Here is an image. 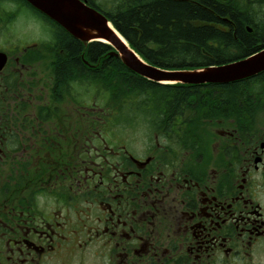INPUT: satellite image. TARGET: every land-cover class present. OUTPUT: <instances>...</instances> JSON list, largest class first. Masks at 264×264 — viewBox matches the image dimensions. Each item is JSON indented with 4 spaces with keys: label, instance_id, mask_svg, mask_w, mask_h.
<instances>
[{
    "label": "flooded vegetation",
    "instance_id": "flooded-vegetation-1",
    "mask_svg": "<svg viewBox=\"0 0 264 264\" xmlns=\"http://www.w3.org/2000/svg\"><path fill=\"white\" fill-rule=\"evenodd\" d=\"M6 1L41 40L5 38L0 5V264H264V110L123 124L86 53L64 75L62 28Z\"/></svg>",
    "mask_w": 264,
    "mask_h": 264
},
{
    "label": "trees",
    "instance_id": "trees-1",
    "mask_svg": "<svg viewBox=\"0 0 264 264\" xmlns=\"http://www.w3.org/2000/svg\"><path fill=\"white\" fill-rule=\"evenodd\" d=\"M88 3L108 17L143 60L161 68L221 65L264 47V0H120L109 10L94 0ZM55 45L64 49V75L81 72L79 55L86 53L94 65L90 80H104L113 101L107 104L120 103L121 117L128 122L164 129L183 126V133L195 135L200 120L212 118V112L259 109L264 71L226 84H158L129 70L110 55L113 48L106 43L84 45L58 29ZM165 113L182 116L185 123L166 120Z\"/></svg>",
    "mask_w": 264,
    "mask_h": 264
},
{
    "label": "water",
    "instance_id": "water-1",
    "mask_svg": "<svg viewBox=\"0 0 264 264\" xmlns=\"http://www.w3.org/2000/svg\"><path fill=\"white\" fill-rule=\"evenodd\" d=\"M62 26L84 45L100 41L110 45L131 71L156 83L182 85L225 84L254 76L264 71V47L254 53L221 65L188 69L161 68L144 61L114 28L108 17L89 5L87 0H25Z\"/></svg>",
    "mask_w": 264,
    "mask_h": 264
},
{
    "label": "rangeland",
    "instance_id": "rangeland-1",
    "mask_svg": "<svg viewBox=\"0 0 264 264\" xmlns=\"http://www.w3.org/2000/svg\"><path fill=\"white\" fill-rule=\"evenodd\" d=\"M94 1H96L101 7H103L106 10H109L111 8V6H108L106 3L108 1L110 2V0H94ZM0 5H1V7H6L5 10L8 11L5 14L4 18L5 19L8 18L12 22V24L10 21L7 22L8 25L10 24L9 28H8L10 33L5 38H8L10 42L13 39H15L17 41V38L22 37V36H23V39H21L20 42H22V41L23 42H26V41L32 42V41H37V39L39 41L41 40V37H39L40 36V30H41V28H40L41 24L40 23L39 24L36 23L37 25L34 24L33 20L34 19L38 20V19L35 18V16L33 14H31L26 8L20 7V9L18 8L19 10L15 9L12 7L13 5L12 6L9 5V2L6 0H1ZM13 37H17V38H13ZM0 44H2L1 41H0ZM257 98L260 99V105H259L258 110H264V88H261L260 95H258ZM170 116L171 115H165L164 117H166V120H169V121L171 119L175 118L174 116L169 118ZM119 120L121 121V123L123 122V124H126V125H136V126H142L143 125V127L147 126L146 124H138L134 121L128 122V120H126L125 118H122L121 116L119 117ZM166 120H164V121L166 122ZM203 120H200L201 121L200 125L202 127H207L210 125L208 120H204V121ZM182 122L185 123V121L180 122V120H176V123H182ZM159 127H161V126H159ZM157 129H161V128H157ZM203 130H205V129H203ZM195 140L196 139H194L193 141H195Z\"/></svg>",
    "mask_w": 264,
    "mask_h": 264
}]
</instances>
